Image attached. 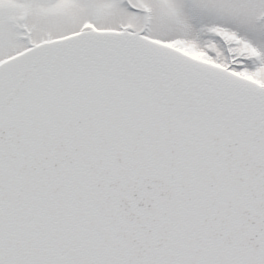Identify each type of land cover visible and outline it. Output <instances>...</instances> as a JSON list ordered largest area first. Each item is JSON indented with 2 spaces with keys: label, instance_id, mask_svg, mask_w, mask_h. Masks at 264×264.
<instances>
[{
  "label": "snow or ice",
  "instance_id": "obj_1",
  "mask_svg": "<svg viewBox=\"0 0 264 264\" xmlns=\"http://www.w3.org/2000/svg\"><path fill=\"white\" fill-rule=\"evenodd\" d=\"M0 264H264V0H0Z\"/></svg>",
  "mask_w": 264,
  "mask_h": 264
}]
</instances>
